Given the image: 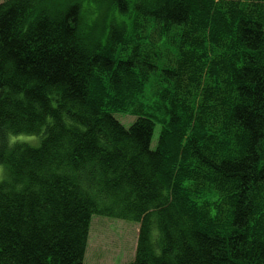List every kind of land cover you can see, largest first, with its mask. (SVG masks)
Listing matches in <instances>:
<instances>
[{"label":"trees","instance_id":"trees-1","mask_svg":"<svg viewBox=\"0 0 264 264\" xmlns=\"http://www.w3.org/2000/svg\"><path fill=\"white\" fill-rule=\"evenodd\" d=\"M88 1L0 3V264H84L94 216L129 264H264V0Z\"/></svg>","mask_w":264,"mask_h":264},{"label":"rangeland","instance_id":"rangeland-1","mask_svg":"<svg viewBox=\"0 0 264 264\" xmlns=\"http://www.w3.org/2000/svg\"><path fill=\"white\" fill-rule=\"evenodd\" d=\"M4 1L5 0H0V3ZM87 3L86 6L90 11L91 20L94 23H106L108 21V13L96 14L95 4H93L91 0ZM92 11L95 13L92 14ZM171 48L172 47H170L168 43H161L158 51L167 55L166 53L172 52ZM160 82L161 79L157 77L151 79L147 85L146 95L141 100L147 107H152L158 100L157 93L163 86ZM208 83L209 81L206 80L205 85H208ZM115 113L116 118L127 128L136 120L132 111H116ZM160 129L161 125L158 124L155 128L153 147L156 146L158 141ZM16 140L29 143L32 146H38L40 144V138L35 136L22 135L11 137L10 142ZM4 175L5 167L0 164V181L4 178ZM211 191L212 196L215 195L214 191ZM213 199L215 198L213 197ZM139 227L138 223L132 221L94 216L91 223L84 264H129L133 262L136 257Z\"/></svg>","mask_w":264,"mask_h":264}]
</instances>
